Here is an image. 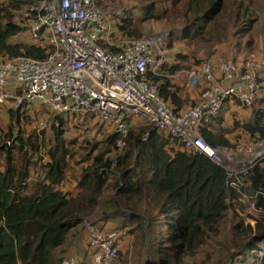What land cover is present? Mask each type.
<instances>
[{"label":"trees","instance_id":"1","mask_svg":"<svg viewBox=\"0 0 264 264\" xmlns=\"http://www.w3.org/2000/svg\"><path fill=\"white\" fill-rule=\"evenodd\" d=\"M170 1V14L177 16L187 42L194 40L211 47L227 36L229 17L238 33L246 21H251L250 0L238 1L237 10L228 14V20L223 13L233 0ZM20 3L8 0L6 5H0V59L20 55L43 59L48 47L10 42V38L22 30L10 10L18 9ZM144 10L145 18H160L166 13L153 0ZM114 25L116 32L141 37L139 24L130 17L124 16ZM171 35H174L172 31ZM107 50L117 51L115 47ZM179 68L177 63H163L158 75L149 71L145 74L147 80L157 85L159 96L175 113L184 110L171 78ZM263 82L264 73L259 77V90L264 91ZM253 101L247 105L238 98H226L216 116L202 120L201 136L213 147H232L230 140L222 130L214 128L213 123H221L226 112L236 105L252 110L249 120L241 124L242 128L251 136L258 134L264 138V108L251 109ZM34 104L9 105V121L18 122L22 112L28 113L35 108ZM50 112L55 115V122L51 124L53 146L48 147L46 158L37 156L33 161L40 138L36 132L28 136L15 135L11 122L7 133L0 134V264H61L63 258L70 256L75 258L76 264H91L93 251L83 223L94 212L97 218L92 225L96 230L127 228L135 236L133 252L140 258L143 254L146 256L142 264H185V258L194 255L200 245L214 240L220 222L239 196L225 184V170L221 165L202 153L186 150L179 139L158 128L144 122V126H132L135 122L131 119L127 121L128 129L120 150L116 146L119 134L110 127L112 133L104 139L106 148L92 159L87 155L83 157L86 164L76 181V192L71 194L60 188L68 172L66 157H72L63 138V125L70 116ZM146 131L148 135L144 138ZM261 160L245 175L244 191L252 193L261 189L264 192V158ZM258 202L264 204L262 196ZM98 220L104 224H98ZM69 236L79 237L84 242V245L80 243L76 255L74 252L64 254ZM123 239L120 236L117 242L118 260ZM224 246L223 256L233 264H264V217L257 218L254 227L239 219L232 225ZM256 250L261 251L260 256Z\"/></svg>","mask_w":264,"mask_h":264},{"label":"built area","instance_id":"2","mask_svg":"<svg viewBox=\"0 0 264 264\" xmlns=\"http://www.w3.org/2000/svg\"><path fill=\"white\" fill-rule=\"evenodd\" d=\"M18 23L30 41L48 47L47 54L43 59L24 55L0 59V112L7 104L20 107L32 102L70 117L93 115L119 134L117 148L124 145L127 121L139 119L179 139L186 150L221 165L225 184L239 194L238 200H248L249 218L256 223L264 217V204L258 202L264 192L256 189L247 195L242 189L248 170L264 158V138L255 134L252 141L237 144L233 153L225 155L230 163L225 165L219 148L209 145L199 130L204 118L219 113L226 98L247 105L253 101L264 73V57L226 56L216 64L202 61L187 74L190 88L203 86L197 101L175 113L159 96L157 85L145 77L148 71L153 75L161 71L158 40L116 32L111 13L95 0L32 1L20 12ZM46 123L40 120L37 129ZM147 135L148 131L144 138ZM237 155L245 159L236 161ZM86 231L93 251L91 264H118L117 242L125 231H100L92 224L86 225ZM61 264H76L75 258H63Z\"/></svg>","mask_w":264,"mask_h":264},{"label":"rangeland","instance_id":"3","mask_svg":"<svg viewBox=\"0 0 264 264\" xmlns=\"http://www.w3.org/2000/svg\"><path fill=\"white\" fill-rule=\"evenodd\" d=\"M21 2L18 9L10 8L14 13V19H18L20 12L23 10L26 4L32 0H14ZM152 0H99L95 3L100 9H104L111 13L113 23H120L122 17L132 18L134 23L139 24L141 28V37L149 39H157L156 52L161 59V64H179L180 68L177 70L171 78L175 87L178 89L177 93L182 101V108H188L198 98L202 84L197 85L194 88H189L187 84V74L190 69L197 67L202 61H211L216 64L220 59L226 56H232L236 58H259L264 57V0H250L249 2V19L242 26V30L238 33L234 21L228 20V14L237 10L238 1L233 0L229 5L227 12L223 13L225 19L228 20L227 24V36L219 43L213 46L205 45L197 41L187 42L184 39L183 30L178 23L177 16L170 14L172 12V6L170 0H153L154 4L160 9L170 11L167 14L162 13L160 18H145L144 6ZM248 2V1H247ZM8 0H0V5H6ZM98 3V4H97ZM170 14V15H169ZM171 31L174 35H171ZM11 43H33L30 41L28 35L24 30H21L18 34L10 38ZM170 43V45H169ZM210 50H208V48ZM161 70V69H160ZM264 86V82H263ZM257 95V94H256ZM31 108L29 112H22V116L18 122L9 121L8 109L10 104H7L0 114V134L7 133L9 123L12 122V132L16 135L28 136L32 131L36 132L40 138H38V151L33 161L37 156L47 157L46 151L48 147L53 146V133L51 124L55 122L53 119L55 115L51 113L46 107L37 106ZM39 105V104H38ZM264 108V91L260 89L256 99L251 105L252 108ZM230 110V111H229ZM223 118V121L213 123V127L222 130L225 136L233 144L232 147L218 146V155L221 162L225 165H230L226 160L225 155L230 152L233 153L234 148L239 143H247L253 140L254 136H251L245 131L241 124L248 121L252 110L250 108H243L235 105L230 108ZM46 119L47 123L43 129H37V123L40 120ZM132 126L139 127L144 126L141 120L137 119ZM141 122V123H140ZM112 129L109 125L103 124L93 115H80L78 117L66 118V123L63 125V138L66 141V145L69 151L72 153V157L67 156L66 160L69 163L68 172L65 176L60 187L63 190L70 191L73 194L76 191L75 185L79 177L81 168L86 164L83 157L87 155L92 159L95 154L100 150L106 148L104 139L107 135L111 134ZM8 145L9 143H7ZM123 147V146H122ZM122 147L118 148L120 150ZM236 161L244 160V156H234ZM260 162L262 160H259ZM258 161V162H259ZM245 181V178H243ZM250 192L246 191L249 195ZM248 200L244 201L235 200L233 207L229 208L225 214L224 219L220 222L219 231L214 240L209 241L206 244L200 245L195 254L185 258V264H233L229 258H225L222 253L224 243L231 235L232 225L237 223L239 219H243L246 223L255 226V222L252 218H249L246 213ZM97 213H92L86 217L83 226L86 232L87 224H95ZM98 220V224H104ZM113 225L112 223H110ZM114 227V225H113ZM116 227V226H115ZM125 237L123 244H121V251L118 264H142L146 256L140 258L134 252L135 236L128 232L125 228ZM73 233V232H72ZM82 235V234H81ZM87 236V235H86ZM73 239V236H69L63 250L64 254L76 253L79 250L80 241L79 237ZM86 242V237H83ZM83 239V240H84ZM84 245V242L82 243ZM261 245V244H260ZM225 247V246H224ZM73 253V254H74ZM258 256L261 255L260 250H256ZM62 256V255H61ZM248 264V263H244Z\"/></svg>","mask_w":264,"mask_h":264},{"label":"crops","instance_id":"4","mask_svg":"<svg viewBox=\"0 0 264 264\" xmlns=\"http://www.w3.org/2000/svg\"><path fill=\"white\" fill-rule=\"evenodd\" d=\"M136 120H137V119H135V118L132 119V121H136ZM60 188H61V187H60ZM75 188H76V187H75ZM61 189H63V188H61ZM75 192H76V191H75ZM75 192H74L73 194H75ZM84 237H86L85 234H84ZM120 244H123V242L121 241Z\"/></svg>","mask_w":264,"mask_h":264},{"label":"water","instance_id":"5","mask_svg":"<svg viewBox=\"0 0 264 264\" xmlns=\"http://www.w3.org/2000/svg\"><path fill=\"white\" fill-rule=\"evenodd\" d=\"M238 164H240V163H238Z\"/></svg>","mask_w":264,"mask_h":264}]
</instances>
